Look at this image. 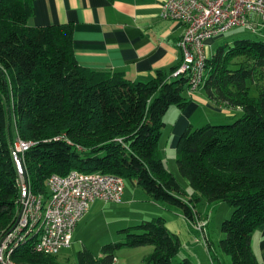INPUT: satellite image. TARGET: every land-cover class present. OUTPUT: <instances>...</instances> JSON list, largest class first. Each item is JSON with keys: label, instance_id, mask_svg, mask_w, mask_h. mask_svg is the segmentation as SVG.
Here are the masks:
<instances>
[{"label": "trees", "instance_id": "16d2710c", "mask_svg": "<svg viewBox=\"0 0 264 264\" xmlns=\"http://www.w3.org/2000/svg\"><path fill=\"white\" fill-rule=\"evenodd\" d=\"M32 1L0 0V232L10 228L18 207L12 158L18 137L31 143L23 158L34 192L47 196L49 175L76 169L119 175L194 222L197 201H224L232 213L221 223L219 250L232 264H258L251 235L264 225V41L237 38L219 45L206 60L208 99L242 113L180 134L176 164L193 190L188 195L164 164L160 148L163 115L171 105L187 103V78L172 76L179 64L148 81L81 66L71 48L70 26L27 24ZM120 232L123 240L102 245L100 255L85 247L77 251L74 264H114L116 249L143 245L153 246L143 264H193L189 257L174 260L180 240L163 217ZM13 257L60 264L57 254L38 253L29 245Z\"/></svg>", "mask_w": 264, "mask_h": 264}, {"label": "crops", "instance_id": "0c3cea01", "mask_svg": "<svg viewBox=\"0 0 264 264\" xmlns=\"http://www.w3.org/2000/svg\"><path fill=\"white\" fill-rule=\"evenodd\" d=\"M165 1L33 0L32 13L27 19V24L36 27L68 25L72 30L71 48L79 65L98 71L120 73L131 81H148L157 71L169 72L181 62L178 41L184 33V25L177 20L161 16ZM260 25L264 27V23L258 27ZM237 36L233 34L230 40L223 44L231 45L237 38H248ZM209 40L205 45L206 53ZM183 95L187 98V103L178 111L170 136L167 137L171 149H175L180 134L187 127L195 125L192 117L201 115L200 119L207 123L217 124L228 122L242 113L239 107H228L208 99L203 84L195 90H189L186 84ZM167 143L165 140L164 144ZM190 225L192 227V222ZM203 247L210 258V248L206 241ZM251 248L258 264H264V225L258 226L252 233ZM137 254L138 252L133 250L119 252L117 258L114 256V264H132ZM210 263L212 264L211 258ZM139 264H143L142 259Z\"/></svg>", "mask_w": 264, "mask_h": 264}, {"label": "built area", "instance_id": "2783aa9c", "mask_svg": "<svg viewBox=\"0 0 264 264\" xmlns=\"http://www.w3.org/2000/svg\"><path fill=\"white\" fill-rule=\"evenodd\" d=\"M161 16L184 25L178 41L181 62L172 76H185L189 90H195L205 80L206 42L233 27L256 32L258 25L264 23V0H166ZM30 145L18 137L13 144L18 207L11 227L0 232V264H21L13 256L23 245L38 253L58 254L71 244L74 229L92 200L115 203L122 200L124 179L121 176L76 169L66 175H49L47 196L34 192L23 158ZM196 223L192 222V226L203 237L204 229Z\"/></svg>", "mask_w": 264, "mask_h": 264}, {"label": "rangeland", "instance_id": "374dc122", "mask_svg": "<svg viewBox=\"0 0 264 264\" xmlns=\"http://www.w3.org/2000/svg\"><path fill=\"white\" fill-rule=\"evenodd\" d=\"M233 34H237V37L264 40V27L262 28L260 25L256 32L245 27H233L219 36L212 37L209 40L210 44L207 55L210 56L217 46L229 41ZM250 95H256L254 86L250 88ZM180 109L177 106L171 105L163 115L164 126L161 130L160 148L162 149L166 167L175 176L186 193L192 195L193 190L177 168L176 151L175 149H171L169 139H167L170 136L172 124L177 119ZM200 118H202L201 115L192 117V120L195 122L192 129L207 124L206 121ZM197 120H203V122L198 123ZM165 140L168 142L167 145L164 144ZM94 200H92L93 202L91 201L88 208L89 212H86V215L84 214L79 224L77 223L78 225L74 229L71 244L57 254V261L60 264H74L77 251L84 247L91 250L94 254L100 255L102 245L123 240L125 234L120 232V230L136 226L142 221L150 220L154 217H163L170 231L176 233L179 237L181 246L179 252L174 257L175 261H180L186 255V257L191 259L193 264H211L209 255L203 247V243L205 244L206 241V244L210 248L208 250H210L209 252L214 258H217L222 264H232L230 256L222 253L218 247L219 239L224 236L220 229L221 223L223 220L229 218L232 213V207L227 202L217 201L208 203L203 200L196 202L195 209L197 210V214L194 219L195 222H198L196 225L200 224V227L204 229L202 230L200 228V230L205 232L203 238L201 237L200 231H196V229L192 230L193 226L191 227L190 222L194 221L186 219L176 208L168 207L160 202H154L149 199L139 187L133 185L127 179H124V191L120 203L105 202L99 199ZM131 231L135 232L136 229L134 228ZM197 239L200 240L199 244ZM123 248L116 249L114 256L117 258L119 252H126L127 250L138 252L132 264H139L141 259L143 262L144 257L153 250V246L151 245L126 247L131 249ZM215 261L218 263L217 260ZM17 262L21 264H32L24 260Z\"/></svg>", "mask_w": 264, "mask_h": 264}]
</instances>
